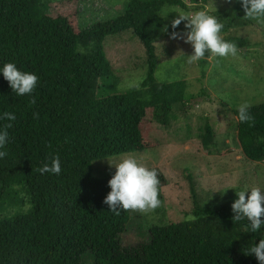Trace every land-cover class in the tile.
Segmentation results:
<instances>
[{
    "label": "trees",
    "instance_id": "1",
    "mask_svg": "<svg viewBox=\"0 0 264 264\" xmlns=\"http://www.w3.org/2000/svg\"><path fill=\"white\" fill-rule=\"evenodd\" d=\"M80 1L0 0V66L14 62L39 77L32 96L18 97L0 74V113L17 117L0 120V127L13 125L7 155L0 159V264H84L86 255L87 264H259L246 252L264 229L242 232L232 221L230 203L196 204L195 219L154 225L148 242L123 247L130 210L116 215L104 203L114 173L91 175L96 160L157 146L150 139L157 125L168 128L177 119L175 109L185 106L189 84L156 77L155 42L165 25L159 14L172 6L199 10L207 0H128L123 14L86 28L80 26ZM211 13L224 23L225 40L238 49L250 46L249 38L231 31L256 21L244 18L237 0ZM126 31L144 46L145 78L137 89L102 97L100 82L114 75L104 39ZM208 57L199 61V82ZM231 112L243 155L264 162V101L251 105V123L239 121L238 109ZM199 129L203 147L210 148L212 125L206 121ZM57 155L61 173L41 174L38 169ZM155 169L160 189L167 180ZM19 193L28 208L7 210L24 204Z\"/></svg>",
    "mask_w": 264,
    "mask_h": 264
},
{
    "label": "rangeland",
    "instance_id": "2",
    "mask_svg": "<svg viewBox=\"0 0 264 264\" xmlns=\"http://www.w3.org/2000/svg\"><path fill=\"white\" fill-rule=\"evenodd\" d=\"M127 1L81 0V28L123 14ZM234 3L235 0H207L202 9L210 12L227 10ZM164 9L170 13L164 18L167 31H163L155 42L159 57L156 77L159 80H186L189 84L187 101L183 108L175 109L177 119L170 127L157 125L158 133L150 137L151 141L159 142L157 146L109 157L116 159L134 155L147 167L160 169L167 180L166 185L160 188V207L149 213L130 210V224L120 236L122 246L127 248L148 242L149 229L154 225L189 219L196 204H232L238 197L229 187L238 190L240 187L264 185V162L251 161L243 155L237 139L236 117L231 112L245 101L251 105L264 101V21L236 24L232 34L249 38L250 46L238 49L234 57L209 56L207 74L203 82H199V61L186 63V55L193 51L191 45L171 37L173 31H186V22L172 29L171 21L178 17V13H194L201 9L187 10L176 6ZM104 40V50L114 75L100 82L101 96L139 88L146 75L145 49L141 41L131 31L111 35ZM206 121L214 131L213 142L208 149L203 147L199 136V128ZM107 159L94 161L91 175L100 178L103 174L115 173V167ZM248 194L250 190L246 198ZM19 197H23L24 204L11 209L7 207V210L16 212L28 208L26 195L19 193ZM87 260L88 255L83 263L87 264Z\"/></svg>",
    "mask_w": 264,
    "mask_h": 264
},
{
    "label": "clouds",
    "instance_id": "3",
    "mask_svg": "<svg viewBox=\"0 0 264 264\" xmlns=\"http://www.w3.org/2000/svg\"><path fill=\"white\" fill-rule=\"evenodd\" d=\"M237 2L241 4L245 12V19L264 21V0H237ZM169 13L167 10H162L159 16L166 18ZM182 22H186L184 24L186 31L182 33L173 31L171 37L182 39L191 45L193 51L192 54L186 55V63L195 64L206 56L226 58L238 54L237 45L225 40L222 35L224 23L208 9H201L194 13H178V17L171 21L172 29H176ZM162 31H167V25ZM0 74L8 82L12 93L18 97L32 96L39 84V77L35 72L22 71L14 62H7L0 66ZM32 103H35L34 99ZM250 108L251 104L247 101L239 106L238 119L241 123L253 121ZM33 115L38 118V113ZM16 119L14 112L0 113V120L15 121ZM12 127V123L0 127V159L7 155L5 149L10 142L8 129ZM107 160L116 169L108 181L111 191L104 200L112 213L119 215L121 211L128 210L149 213L161 206L160 179L155 168L147 167L134 155ZM61 170L58 155L51 157L49 163H45L38 169L41 174L54 175H59ZM228 189H234L238 197L231 205L234 214L233 223L241 224L244 233H257L264 229V219H261L264 217V185L240 187L238 190L234 187ZM249 190L250 194L246 198ZM189 219L192 220L195 217H189ZM254 240L255 237H253ZM246 254L254 255L259 264H264V237L259 239L258 244L251 243Z\"/></svg>",
    "mask_w": 264,
    "mask_h": 264
}]
</instances>
